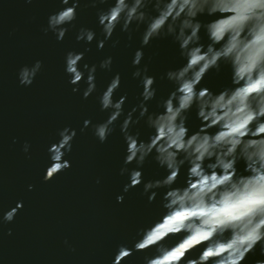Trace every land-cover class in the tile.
<instances>
[{
  "label": "clouds",
  "instance_id": "1",
  "mask_svg": "<svg viewBox=\"0 0 264 264\" xmlns=\"http://www.w3.org/2000/svg\"><path fill=\"white\" fill-rule=\"evenodd\" d=\"M25 2L30 4L32 0ZM60 2L65 7L49 16L44 32L52 31L62 40L68 31L65 25L76 20L79 0ZM107 2L88 0V5L95 8ZM150 6L156 15L146 11ZM201 15L215 19L202 24L198 19ZM98 21L105 34V40L97 44L100 49L123 21L122 31L133 23L146 24L142 46L154 39L173 37L186 59L182 67L166 73L175 87L162 101L163 111L149 113L146 102L155 98V77L147 75V66L143 71L139 67L142 49L134 54L136 71L132 75L140 79L143 89L140 116L133 121V108L121 131L127 145L124 163H136L138 167L130 172L126 167L120 170L121 175L129 172L130 183L125 184L124 192L143 183L144 192L150 193L149 203L156 199L155 190L165 192L162 214L138 231L133 248L123 244L118 247L113 264H124L133 250L149 249H155V254L145 257V264H244L257 247L264 256V0H112L110 7L98 12ZM202 28L210 41L206 48L200 43ZM94 39L91 29L81 28L77 35L78 41L89 44ZM83 57L82 52H68L65 72L70 84H87L83 92L87 99L96 90L97 69L96 65L85 64V80L79 68ZM112 62L109 56L99 67L110 70ZM222 65L231 68L232 87L219 93L198 87L208 72H219ZM41 68L39 60L31 67L23 66L18 73L20 84L30 86ZM120 82L117 73L99 97L101 110H112L105 122L92 126L101 143L107 141L114 130L112 125L123 113L126 97L113 99ZM76 91L79 89L74 87L73 92ZM193 107L201 127L190 134L187 121ZM145 117L146 125L153 130L147 142L139 139L138 132L128 131ZM90 125V120L84 121V128ZM58 135L60 139L48 148L51 163L43 177L45 182L71 167L64 157L72 150L76 132L64 128ZM29 148L25 142L23 151L27 153ZM153 153V159L167 175L144 182L139 169ZM241 161L245 165L243 172L237 167ZM185 165V184L176 186ZM32 188L29 185V190ZM123 199L122 195L117 196L118 203ZM22 207L23 203L18 202L0 219L11 223ZM172 237L179 239L170 246L165 244ZM197 249L199 254L193 257L191 254ZM255 264H264V259Z\"/></svg>",
  "mask_w": 264,
  "mask_h": 264
},
{
  "label": "water",
  "instance_id": "2",
  "mask_svg": "<svg viewBox=\"0 0 264 264\" xmlns=\"http://www.w3.org/2000/svg\"><path fill=\"white\" fill-rule=\"evenodd\" d=\"M111 3L108 0L93 8L88 0H79L76 20L65 25L68 31L61 40L52 31L44 32L49 16L65 7L60 0H32L30 4L25 0H0V218L18 202L23 203L11 223L0 219V264H113L118 247L123 244L133 248L138 231L162 214L164 189L155 190L157 196L152 203L143 183L124 192L125 184L130 183L129 172L138 165L124 163L127 145L121 125L133 108V121L140 116L143 89L140 79L132 75L136 71L132 63L136 50L142 49L144 54L141 71L147 66V75L156 81L155 98L146 102L149 113L163 111L162 101L175 87L166 73L182 67L186 59L173 37L154 39L142 46L146 24L133 23L122 31L123 21L105 41L104 48H98V42L105 40L98 12ZM146 11L156 15L151 6ZM198 19L206 24L215 17L201 15ZM81 28L95 32L90 44L77 40ZM199 35L206 48L210 41L203 28ZM70 51L84 53L79 68L85 80L88 71L84 65H96V90L87 99L83 97L87 84H70L65 72V57ZM109 56L113 61L111 69H101L100 62ZM38 60L42 68L32 84L21 85L19 70ZM117 73L121 82L113 99L125 96L126 101L123 113L112 125L114 130L101 143L92 126L105 122L111 114V109L101 110L99 97ZM231 75V68L222 65L219 72H208L198 87L219 93L232 87ZM74 87L79 91L73 92ZM188 116L191 134L200 129L201 120L195 107ZM85 120L91 121L87 128ZM145 120L146 117L133 123L128 131L138 132L139 139L147 142L153 130ZM64 128L76 132L72 150L64 157L71 167L45 182L43 177L51 163L48 148L60 139L58 133ZM25 142L30 145L27 153L23 151ZM154 155L139 169L144 182L167 175ZM125 167L129 172L121 175ZM237 167L243 172L245 165L241 161ZM186 177L187 165L181 169L176 186H184ZM121 195L123 202L118 203L117 196ZM177 239L172 237L165 244L170 246ZM199 251L191 255L195 257ZM154 254L155 249L133 250L124 264H145V257ZM258 259H264L259 247L244 264H255Z\"/></svg>",
  "mask_w": 264,
  "mask_h": 264
}]
</instances>
